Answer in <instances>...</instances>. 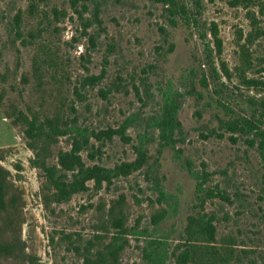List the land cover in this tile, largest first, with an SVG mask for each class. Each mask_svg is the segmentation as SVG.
Listing matches in <instances>:
<instances>
[{"label": "rangeland", "instance_id": "1", "mask_svg": "<svg viewBox=\"0 0 264 264\" xmlns=\"http://www.w3.org/2000/svg\"><path fill=\"white\" fill-rule=\"evenodd\" d=\"M185 2L196 24L188 26L179 18L173 23L156 0L77 5L72 0H0V80L14 70V100L22 94L23 108L64 111L96 134L118 130L128 121L129 141L119 135L110 140L91 136L81 151L87 166L132 163L141 141L148 155L147 164L131 175L102 189L90 182L88 191L46 207L44 174L31 163L34 153L24 128L13 126L0 106V164L11 171L18 188L21 237L35 263L85 264L81 253L113 231L110 210L115 205V213L124 211L127 226L151 233L154 216L175 207L159 226L160 235L169 236L170 254L190 215H214L220 241L243 260L264 264V156L249 137L225 129L221 120L228 118L212 97L219 91L233 108L248 110L250 98L264 99V86L250 89L238 72L241 46L252 31L247 12L264 16L258 6L247 10L222 0ZM214 23L223 42L221 55L213 42ZM249 50L254 66L246 77L264 82V38ZM35 61L43 84L34 75ZM94 77L100 79L90 82ZM168 91L181 106L174 148L163 147L160 130L152 124ZM73 137L58 138L50 164L57 163L58 152L72 149ZM198 183L216 195L204 209L197 199ZM143 245L131 239L117 264H144ZM168 264H175V258Z\"/></svg>", "mask_w": 264, "mask_h": 264}, {"label": "trees", "instance_id": "2", "mask_svg": "<svg viewBox=\"0 0 264 264\" xmlns=\"http://www.w3.org/2000/svg\"><path fill=\"white\" fill-rule=\"evenodd\" d=\"M87 0H72L74 5ZM163 4L174 23L177 18L184 20L190 26L197 23V17L185 0H156ZM214 1V0H211ZM232 7L243 6L250 9L260 7L261 16H264V2L262 0H222ZM200 7V3H196ZM247 15L251 20L252 31L248 34L246 44L241 46V64L238 72L242 82L249 88L257 89L264 86V82L256 79H247V71L254 66L252 54L249 47L260 38H264V20L255 12L248 10ZM19 17V16H18ZM176 18V19H175ZM213 42L217 48L218 55L223 52V42L219 37L218 26L214 23L212 27ZM18 34L20 35L19 31ZM14 48V40L12 41ZM226 77L231 78L229 69L223 65ZM34 75L39 84H43V74L39 62L34 63ZM99 77L90 79V82L99 80ZM13 82H12V81ZM27 78L23 76L25 82ZM8 85V87H7ZM14 70L8 69L2 74L0 80V106L4 107V114L15 127H23L28 141L29 148L33 151L34 157L31 160L35 168L41 169L44 174L45 184L42 187V200L46 207L57 203L70 201L75 195L89 190V183L94 182L95 189H102L103 186L111 185L114 180L127 177L133 172L142 169L148 162L145 143L141 141L136 148L137 158L132 163H122L114 168L94 165L87 166L81 151L89 144L91 136L98 140L103 138L112 139L119 135L124 141L130 139L126 136V130L130 123H124L118 130L103 131L99 134L91 133L71 121L66 112L55 111L50 114L43 108L32 109L29 105L21 107L23 99L20 94V101L14 100L10 93H14ZM213 99L216 98L217 106L223 109L226 121L221 120L225 129L233 133H240L249 137L248 143L251 146H259L264 156V99L256 100L250 98L248 105L251 110L245 107H232L221 97L219 91L214 90ZM180 103L172 97L168 91L163 99L161 113L154 119L153 125L160 130L164 141L163 147H175L176 133L181 124L178 120ZM71 121V122H70ZM65 135H73V144L70 151H60L57 154V163L50 164L52 159V147L58 138ZM3 160L0 156V161ZM197 180L198 177L196 176ZM197 199L200 201V208L204 209L208 200L216 196L211 191L203 190V184H197ZM20 194L14 185L11 171L0 164V264H37L26 252V244L22 241L21 229L23 221L19 215ZM121 206V202L117 201ZM172 213L175 207L170 206ZM115 205L110 210L113 231L101 239L99 246L94 243L86 248L81 254L85 264H117L122 252L129 245L131 239L143 242L142 254L144 264H168L169 260L175 258V264H259L255 259L246 257V260L238 256L236 249L225 241L217 238L216 217L202 212H196L187 218V224L178 239V244L170 254V240L163 233L160 235V223L171 214L169 210H163L153 218L156 226L151 233L148 230H139L127 226L124 211L115 213ZM168 214V215H167ZM19 226V229H18Z\"/></svg>", "mask_w": 264, "mask_h": 264}]
</instances>
